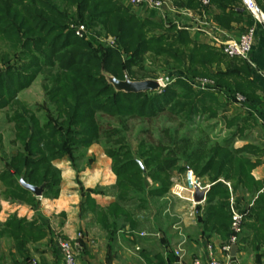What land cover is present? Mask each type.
I'll return each mask as SVG.
<instances>
[{
    "label": "trees",
    "instance_id": "1",
    "mask_svg": "<svg viewBox=\"0 0 264 264\" xmlns=\"http://www.w3.org/2000/svg\"><path fill=\"white\" fill-rule=\"evenodd\" d=\"M171 1L176 8L201 9L200 0ZM255 1L264 13V0ZM212 6L217 9L214 21L224 28L247 14L240 0H209L205 10ZM72 8L74 12L69 13ZM73 15L75 24L89 29L87 39L78 37L69 26ZM92 27L116 35L125 56L114 48H94L95 44H102L96 40L99 33L93 32ZM157 27L164 28V33H155ZM0 46L7 47L0 50V110L21 106L13 108L7 118L13 122L12 143L18 148L0 172L5 196L35 203V195L20 184L22 178L35 186L43 183L42 195L56 198L61 171L53 161L65 155L72 158L77 148L105 140L103 150L111 159L117 195L116 201L99 209L101 218L123 215L132 224L134 210L146 208L147 197L163 196L169 191L174 170L183 172L190 168L197 176H207L215 182L205 203V228L225 236L231 234L229 191L218 179L235 180L248 191L258 190V182L250 175L254 164L241 154L248 146L234 148L226 142L193 145L185 138L167 146L141 140L135 156L123 127L102 130L97 115L117 117L124 123L131 117L149 119L164 110L183 115L186 120L197 114H216L211 106L216 102L212 91L195 90L180 76L161 92L116 91L106 80L103 71L120 80L125 76L130 80L150 77L144 65L146 55L152 61L154 56L164 57L166 63L171 60L172 67L181 68L190 78H209L216 90L233 100L237 93L241 94L247 105L254 98L255 86L249 80L251 70L245 59L230 58L219 47L197 42L170 18L159 22L139 18L119 0H0ZM39 74H44L42 87L48 104L37 109L45 111L41 116L18 99V93ZM130 199L137 201L135 209L122 205ZM243 217L242 227L253 218L254 222L248 225L254 227V237L264 242L260 233L264 230L263 193ZM0 233L21 250L27 243L41 239L45 230L37 219L10 214L1 224Z\"/></svg>",
    "mask_w": 264,
    "mask_h": 264
},
{
    "label": "crops",
    "instance_id": "2",
    "mask_svg": "<svg viewBox=\"0 0 264 264\" xmlns=\"http://www.w3.org/2000/svg\"><path fill=\"white\" fill-rule=\"evenodd\" d=\"M173 7L172 1L166 0V8ZM130 8L139 17L149 15L141 7ZM207 13L215 24L213 16L217 9L212 6L207 8ZM150 16L157 22L161 19L159 13L154 12ZM175 19L183 22V28L192 39L217 47L209 34L193 29L198 19L196 13L192 16L176 15ZM252 24H256V35L249 61H246L251 70L249 80L254 82L255 89L254 98L247 101V105L216 90L211 79L212 83L203 87L199 86V78L187 79L195 90L212 91L215 95L216 109L221 108L219 116L224 122L223 128L230 131L228 136H222L221 144L228 143L234 148L248 146L241 154L254 164L250 175L258 182V190L248 191L235 180L218 179L228 188L229 210L232 206L242 216L253 206L257 196L264 194V124L261 122L264 115V25L244 13L228 28L217 24L221 33L216 34L223 40L237 39L245 27ZM13 139L14 136H0V172L7 158L17 151ZM79 153V165L75 163L72 166L68 155L53 161L61 171L56 198L35 196L33 205L7 199L3 196L5 187L0 181V227L10 214H16L26 220L37 219L45 230L41 239L27 243L21 250L15 247L12 239L0 233V264H32L33 261L37 264H61V254L55 243L57 236L80 243L76 264H207L212 256L226 264H264V242L254 237L255 229L248 225L254 222L253 218L247 219L242 227L234 252L222 249L228 244L231 234L225 236L205 228V203L210 188L215 184L207 176L200 177L208 186L202 202L193 204L173 196L169 190L163 196L147 197L146 208L134 210L131 224L123 215L101 218L98 214L100 208L105 209L116 201L117 195L111 159L103 148L93 143ZM172 178L184 183V171L174 170ZM122 205L127 209L130 207L127 203ZM165 211L171 216L167 224L164 217L160 218ZM78 233H82L81 238L77 237ZM260 233L264 235V230ZM177 250L179 255L175 254Z\"/></svg>",
    "mask_w": 264,
    "mask_h": 264
},
{
    "label": "rangeland",
    "instance_id": "3",
    "mask_svg": "<svg viewBox=\"0 0 264 264\" xmlns=\"http://www.w3.org/2000/svg\"><path fill=\"white\" fill-rule=\"evenodd\" d=\"M119 1H121L123 4H125L127 7L130 8V5L126 3V0H119ZM71 11L74 12V9L73 8L70 9L69 13H72ZM131 11L133 12L132 9ZM150 15L151 14H149L148 17H139V18L153 19V17H151ZM176 15L181 16L180 14H175V16ZM166 18H170L171 20H173L171 17H166ZM153 20L156 21V19ZM76 21L77 20L74 15L70 17L69 26L71 27V24H75ZM215 25L217 26L216 23ZM92 31L99 33L96 40H98V42L102 44L101 46L95 44L94 48H100V50H103L104 48L107 47L114 48L117 49L122 54V56H125L124 51L122 50V48H120L121 47L120 41L118 40L116 35L105 33L99 27H92ZM155 33L157 34L164 33V28H158V27L155 28ZM109 36L111 38H116L117 46H110L107 42L102 41L103 38H107ZM6 48L0 46V50L2 49L5 50ZM145 57L146 58L144 60V65L151 73L149 74L150 77L148 78L156 79L159 76H169L175 79L176 77L180 76L183 77L186 81L187 79L190 78L188 75L183 73L181 68H174V66L172 67L171 60L167 61L168 63H166L165 61L166 59L164 60V57L156 58L154 56L152 58L154 59L153 61L151 60V56L146 55ZM43 78H44V74H39L37 78L28 87H26L25 89L21 90L18 93V99L20 103L26 104V106L32 111H34L35 114L38 116L44 114L45 111L44 110L38 111L37 109H39L40 107L42 108L45 105H48L46 101L45 92L42 87V83L44 80ZM198 78H206V77H198ZM211 106L215 109L216 112V114L213 117H210L209 113L207 112L204 115L202 114L194 115L192 117L193 119L191 120H186L183 117V115H176L167 110L159 112L158 114H156V116L149 119L131 117L127 119L126 122L124 123L120 121V119L117 117L109 116L103 113H98L97 120L102 130L108 129L110 127H116V128L123 127V134L125 135L127 144L131 148L133 155L138 156L137 148L141 140L146 142L147 144H152V145L163 144L167 146L168 145L171 146L174 144L173 143L174 141L184 138L189 140L193 145L197 143H202L205 146H209L216 142L221 143L222 142L221 140L223 138L222 136H228L230 131H226L223 128L224 122L222 118L219 116V110L221 108L218 107L216 109L215 102H213ZM20 107H21L20 105H14L12 108L6 106L0 110V136H14L13 122L8 121L7 118L11 114L13 108L19 109ZM104 142L105 140H102V144L101 143H97V144H99L103 148ZM14 145L16 146V144ZM5 147L7 148V143L5 144ZM84 149L85 148L83 147H79L73 151L72 158L68 157L72 166H74L75 163H78V165L80 164V162L78 161L80 158L79 151L80 150L82 151ZM147 180L151 183L150 179ZM3 190H4L3 196L7 199H10L9 197H7V195L5 196V188ZM136 203L137 201L133 199L127 201V204L130 206L129 208L132 209L136 208L135 207ZM163 217H164V223L167 224L171 217L170 212L165 211L160 218Z\"/></svg>",
    "mask_w": 264,
    "mask_h": 264
},
{
    "label": "built area",
    "instance_id": "4",
    "mask_svg": "<svg viewBox=\"0 0 264 264\" xmlns=\"http://www.w3.org/2000/svg\"><path fill=\"white\" fill-rule=\"evenodd\" d=\"M126 3L133 7H141L145 12L159 13L161 19H166V17H171L173 22L178 28L184 27L180 21L175 19V14H181L185 16H192L194 13L198 15V19L194 22L193 29L201 30L209 34L212 42L219 47L222 52L228 57H238L249 61V56L253 48V43L256 35V24L246 26L245 29L240 33L237 39L223 40L217 33H221L219 27L212 23L210 20L205 6H208L209 0H200L201 9L193 10L190 8H176L175 6L171 9L166 8V0H126ZM241 6L245 12L250 15L256 23H261L264 25V13L258 8L255 0H240ZM74 29L75 34L78 37L88 38L90 31L83 24H71ZM102 41L107 42L110 46H117L116 38H103ZM159 83V90L161 92L168 84L173 82L175 79L169 76H159L156 78ZM199 86L203 87L205 84L212 83L211 80L207 78H199ZM235 101L244 103L245 98L241 94L235 95ZM261 122L264 124V115L261 116ZM195 187L207 190V185H204L200 177L195 174V172L187 168L184 171V183H180L176 178H172V185L170 187V192L173 196L186 199L191 201L193 204L200 202H195L192 198ZM203 201V200H202ZM201 201V202H202ZM231 211V235L229 237V242L227 245L223 246L222 249L225 251L230 250L231 244H236L239 233L242 230L243 216L232 206ZM78 238L82 237V233L77 234ZM55 243L59 252L61 254V264H76L77 250L80 247V243L75 240L65 239L61 236H57ZM179 255V250L175 252ZM32 264H37L32 262ZM207 264H226L216 257H211Z\"/></svg>",
    "mask_w": 264,
    "mask_h": 264
},
{
    "label": "water",
    "instance_id": "5",
    "mask_svg": "<svg viewBox=\"0 0 264 264\" xmlns=\"http://www.w3.org/2000/svg\"><path fill=\"white\" fill-rule=\"evenodd\" d=\"M106 80L114 87L116 91H124V92H146V91H158L159 83L156 79L146 78L143 80H130L127 76L124 79L120 80L115 78L113 75L106 73L103 71ZM20 184L26 189L30 190L35 196L42 195V189L44 184L42 183L40 186H35L28 184L23 181L22 178L19 179ZM207 190L199 189L195 187L193 193V200L195 202H201L204 199V194ZM236 250V244L230 245V251L234 252Z\"/></svg>",
    "mask_w": 264,
    "mask_h": 264
}]
</instances>
